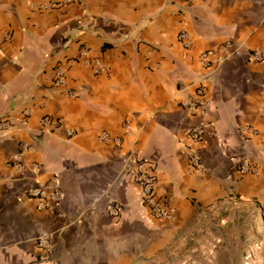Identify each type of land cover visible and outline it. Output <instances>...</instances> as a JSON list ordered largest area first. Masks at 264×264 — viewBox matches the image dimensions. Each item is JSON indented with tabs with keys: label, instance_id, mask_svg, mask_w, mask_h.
I'll return each mask as SVG.
<instances>
[{
	"label": "crops",
	"instance_id": "obj_1",
	"mask_svg": "<svg viewBox=\"0 0 264 264\" xmlns=\"http://www.w3.org/2000/svg\"><path fill=\"white\" fill-rule=\"evenodd\" d=\"M47 1L0 0V118L10 122L0 125V264H130L146 245L154 255L188 243L199 227L224 222L208 220L210 213L228 208L247 213L254 233L264 229V0H73L42 8ZM180 31L190 46L178 42ZM229 39L237 50L221 48ZM204 50L223 59L204 66ZM255 50L262 60L248 59ZM92 58L104 72L94 73ZM55 68L64 71L61 85L52 82ZM189 101L204 105L192 109ZM45 115L59 126L42 129ZM200 122L208 123L197 144L205 170L186 154V128ZM248 127L254 132L238 135ZM102 132L120 143L100 140ZM23 143L29 147L20 152ZM130 152L152 160L155 193L173 219L144 208L125 170ZM234 153L256 160L258 172L239 175ZM16 156L23 177L11 167ZM53 178L63 199L55 210L38 208L24 188ZM114 202L122 204L118 218L109 211ZM42 234L51 237L49 251L36 244ZM242 237H230L232 250L200 255L209 264H264V250L242 261Z\"/></svg>",
	"mask_w": 264,
	"mask_h": 264
},
{
	"label": "built area",
	"instance_id": "obj_2",
	"mask_svg": "<svg viewBox=\"0 0 264 264\" xmlns=\"http://www.w3.org/2000/svg\"><path fill=\"white\" fill-rule=\"evenodd\" d=\"M73 0H49L42 4L41 7L44 9H55L62 7L66 4L71 3ZM188 34L185 31H180L177 34V40L183 46L188 47L191 45V40L188 38ZM222 49L237 50L234 42L229 39L221 45ZM88 49L82 48V54L88 55ZM223 57H217L213 50H204L199 54V60L204 66H211L215 62L220 61ZM248 59L259 61L263 59L262 54L259 51H248ZM90 63L93 66L94 73L104 72L106 67L100 61L94 58L90 59ZM54 85H61L64 82V71L61 68L54 69V76L52 80ZM188 107L196 109L197 107H203V102L189 101L187 103ZM25 114L29 113V110H25ZM10 124L8 116H3L0 118V125L8 126ZM59 126V120L57 118L45 115L40 119V127L44 130H52ZM208 123L200 122L195 125H191L186 128V134L189 144L186 146V154L188 156L189 163L200 170H205L206 168L202 165L200 159L199 147L197 144L203 138ZM245 129L253 133L251 127L239 128L237 133L239 136H243ZM69 134L72 131L68 132ZM99 139L104 141H112L115 143H120L118 137H111L107 132H102L99 134ZM29 147L28 144L23 143L20 146V152L25 151ZM232 165L234 170L239 174H254L258 172L259 164L256 160L249 158L245 154L234 153L231 156ZM126 164L125 170L130 174L132 181L138 187L141 202L146 209V211L153 217L160 220H171L174 217V209L165 200L157 197L155 193V174L152 168V160L147 158L138 157L136 153L130 152L124 159ZM11 167L18 174L19 177H23L25 174V166L20 160L19 156L11 159ZM25 194L34 201L36 206L41 209L55 210L59 203L63 199V191L56 178H53L47 182L39 183L35 185L26 186L24 188ZM110 213L118 218L122 212V204L114 202L109 206ZM50 235L42 234L36 238V244L39 248L49 251L51 249Z\"/></svg>",
	"mask_w": 264,
	"mask_h": 264
},
{
	"label": "rangeland",
	"instance_id": "obj_3",
	"mask_svg": "<svg viewBox=\"0 0 264 264\" xmlns=\"http://www.w3.org/2000/svg\"><path fill=\"white\" fill-rule=\"evenodd\" d=\"M246 215L247 213H243L242 211L233 208L225 209L222 212L215 211L214 213H210L207 216L208 220L216 222V219H225L224 222L218 224H206L207 226L203 225L194 232V237L189 240L188 243L182 241L176 245L173 243L162 246L154 255L147 252L150 248L146 245L145 256H143L141 253L142 249H140V260L136 258V260H132L130 264H209L212 259H209V256L206 255L202 256L200 253L202 251L206 252L209 249L218 248H221L220 250L226 248L232 250L233 243L231 242L230 237L237 233L242 234V236H244L242 239H245L241 242L239 248L243 261L246 252L264 250V245L262 243L264 240V229L262 227H257L256 232L254 233L253 227H249L245 224L246 220H248V216ZM252 233H254V237L252 236ZM217 235L219 237L223 236L224 241L219 240V242H217L215 239H212ZM249 235H251V239L248 238ZM260 240L262 241L259 242ZM225 241H229V243H226ZM140 245H142L141 242ZM186 252L189 254L193 252L192 257H194V259L190 257L186 258Z\"/></svg>",
	"mask_w": 264,
	"mask_h": 264
}]
</instances>
